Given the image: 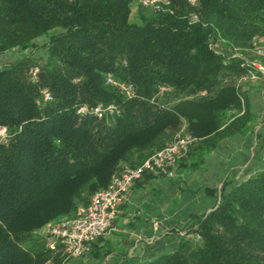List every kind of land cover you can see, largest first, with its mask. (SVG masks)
Here are the masks:
<instances>
[{
	"label": "trees",
	"instance_id": "obj_1",
	"mask_svg": "<svg viewBox=\"0 0 264 264\" xmlns=\"http://www.w3.org/2000/svg\"><path fill=\"white\" fill-rule=\"evenodd\" d=\"M132 3L0 0V53L45 40L43 56L0 69V264L56 259L42 238L40 248L25 242L181 127L206 148L245 123L234 128L246 117L235 114L237 82L242 53L264 30V0H160V10L136 21ZM218 41L229 54L214 49ZM82 104H114L118 113L80 116ZM191 230L193 238L138 264H264V168L224 183L218 204Z\"/></svg>",
	"mask_w": 264,
	"mask_h": 264
},
{
	"label": "crops",
	"instance_id": "obj_2",
	"mask_svg": "<svg viewBox=\"0 0 264 264\" xmlns=\"http://www.w3.org/2000/svg\"><path fill=\"white\" fill-rule=\"evenodd\" d=\"M20 53H0V69L18 61ZM240 92L245 102L243 126L211 147L196 141L194 151L176 164L173 177L149 174L135 182L119 205L113 231L99 238V247H122L137 263L168 252L152 251L164 244L168 229L184 224L190 214L209 211L224 183L228 189L264 168V77L245 81Z\"/></svg>",
	"mask_w": 264,
	"mask_h": 264
},
{
	"label": "built area",
	"instance_id": "obj_3",
	"mask_svg": "<svg viewBox=\"0 0 264 264\" xmlns=\"http://www.w3.org/2000/svg\"><path fill=\"white\" fill-rule=\"evenodd\" d=\"M187 1L190 5L196 2V0ZM139 3L143 7L160 10V0H139ZM192 19L195 20L196 17L193 16ZM251 44L254 46L256 59L248 60L243 56L246 69L238 79L237 85L264 77V38H252ZM235 55L241 56L237 53ZM106 82L128 98L133 95L131 85L119 83L110 75L107 76ZM158 90L163 94L170 91V88L160 86ZM42 95L44 101L51 99L50 93L46 90ZM76 113L80 116L92 115L97 119H105L117 114L118 109L114 104L94 106L82 104L77 108ZM244 113L245 104L241 99L240 109L235 114L241 116ZM4 137L5 129L0 128V138ZM194 142L195 138L185 133L184 126L181 127L165 147L151 154L137 166L125 168L120 173L112 175L107 186L95 191L86 205L78 206L72 215L49 222L36 231L34 234L43 239L46 251L61 261H53L52 258L47 264H62V261L79 258L92 243L113 231L116 212L119 205L126 200L131 186L149 174L173 177L177 159L184 155ZM187 237L193 238L194 234Z\"/></svg>",
	"mask_w": 264,
	"mask_h": 264
},
{
	"label": "rangeland",
	"instance_id": "obj_4",
	"mask_svg": "<svg viewBox=\"0 0 264 264\" xmlns=\"http://www.w3.org/2000/svg\"><path fill=\"white\" fill-rule=\"evenodd\" d=\"M151 10H153V9L150 8V7H143V6H141L140 3H139V0H133L132 7H131V19L133 21H136V19L138 18V16H140V15H146ZM257 38H259V39L264 38V30L258 35ZM219 41L217 43V45L219 47H217V45H215V48H214L215 50L221 49L220 46H221V43L222 42H219ZM44 43H45V40L43 38L37 39L33 43V45L31 47H28L27 49L21 51V53H20L21 54V57L24 56V55H27L29 53H31V54L32 53H37L40 56H43V54H44V50H43ZM251 43H252V40H251ZM242 55L246 59H248V60H255L256 59V55H255V51H254V46L251 44V46H249V48L246 51H244L242 53ZM243 120H245V119H240L239 118V120L237 121V123L234 126V128L235 127L236 128L239 127V125H241L243 123L242 122ZM231 130H233V129H231ZM231 130H227L226 134L223 137L228 136V135L229 136L232 135L233 132H230ZM175 133L173 134V136L171 134H169L167 136V138L165 139V143L166 144L171 139H173ZM156 149L157 148L152 149L151 151L146 152V153L145 152H142V154L139 157V161L143 160L144 158H147ZM193 151H194V145L190 149H188V151H186V153L184 155H181L177 159V163L178 162L179 163H182L183 160H184V158L188 154L192 153ZM87 200H85L83 202H79L76 205L86 203ZM218 201H219V199L215 198V200L213 201L211 207L209 208V211L218 204ZM209 211H207V212L200 211V212H197L196 214H190L189 215V220L186 221L184 224H181L178 227H174V228L168 229L166 231V233L164 234V237H163L164 244H162L160 247H157V248L154 247L155 249L152 247L154 249V250H152V251H154L153 254L156 253V251L158 249H161V250L163 249V250H167V251L172 250L173 248H175L178 245L179 241L183 237H186L188 239H191V237H187V236H189L190 234H192V232H191L192 231L191 230L192 227L194 226V224L196 223V221L199 218H201L202 216H204ZM39 239H40L39 235L34 234V236L30 237L25 242V245L27 247L40 248V240ZM99 240L100 239H98L94 243H92L88 247V249L86 250V252L82 256H80L79 258H76V259H68V260L62 261V264H138L137 263L138 261L136 259H132V258L129 257L131 255V253L129 254L127 252V250L123 249L122 247L117 248L115 246H109V245H105V246L103 245L102 247H99L98 246V243H101L102 242V241H99ZM53 261L61 262L60 260L55 259V258L53 259ZM45 264H47V262Z\"/></svg>",
	"mask_w": 264,
	"mask_h": 264
}]
</instances>
